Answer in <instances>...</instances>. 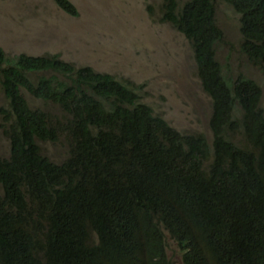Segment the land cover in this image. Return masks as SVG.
Instances as JSON below:
<instances>
[{"label":"trees","instance_id":"16d2710c","mask_svg":"<svg viewBox=\"0 0 264 264\" xmlns=\"http://www.w3.org/2000/svg\"><path fill=\"white\" fill-rule=\"evenodd\" d=\"M77 17L71 0H53ZM240 16V50L264 65V0H223ZM213 0H164L160 21L190 42L212 99V146L142 103L145 85L54 56L0 48V264H264V111L261 88L223 75L225 42ZM51 72L36 84L29 74ZM264 72V68H263ZM58 108L32 110L21 89ZM240 136L241 144L234 141ZM64 138L54 163L39 142Z\"/></svg>","mask_w":264,"mask_h":264},{"label":"rangeland","instance_id":"374dc122","mask_svg":"<svg viewBox=\"0 0 264 264\" xmlns=\"http://www.w3.org/2000/svg\"><path fill=\"white\" fill-rule=\"evenodd\" d=\"M79 15L72 17L53 0H0V48L7 59L20 54L54 56L74 68L91 67L98 73L122 81L145 85L142 103L185 135L205 136L212 146L210 119L212 99L202 89L191 44L170 23L160 21L164 0H71ZM182 4L186 0H177ZM216 3L217 24L225 42L218 47L223 75L235 81L240 75L254 81L262 91L264 111V65L256 66L242 54L240 16L223 0ZM5 65H1L4 67ZM51 72L29 74L34 84ZM22 95L29 107L52 120L61 114L55 106ZM0 110H9L0 87ZM0 116V156L9 157V141L3 134ZM237 144L240 136H234ZM41 152L54 163L66 156L67 144L39 142ZM168 256L175 264L180 257L170 239Z\"/></svg>","mask_w":264,"mask_h":264}]
</instances>
